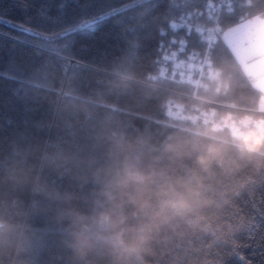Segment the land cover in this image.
Here are the masks:
<instances>
[{"label": "trees", "instance_id": "1", "mask_svg": "<svg viewBox=\"0 0 264 264\" xmlns=\"http://www.w3.org/2000/svg\"><path fill=\"white\" fill-rule=\"evenodd\" d=\"M264 0H0V264H264V91L224 38Z\"/></svg>", "mask_w": 264, "mask_h": 264}, {"label": "rangeland", "instance_id": "2", "mask_svg": "<svg viewBox=\"0 0 264 264\" xmlns=\"http://www.w3.org/2000/svg\"><path fill=\"white\" fill-rule=\"evenodd\" d=\"M224 35L231 41L236 53L242 57L244 51L246 53L264 45V16L257 15L241 21L229 27ZM257 64L259 72L264 73V60Z\"/></svg>", "mask_w": 264, "mask_h": 264}, {"label": "crops", "instance_id": "3", "mask_svg": "<svg viewBox=\"0 0 264 264\" xmlns=\"http://www.w3.org/2000/svg\"><path fill=\"white\" fill-rule=\"evenodd\" d=\"M224 38L227 41V43L230 45V47L232 48L234 54L236 55V57L242 64L245 71L250 76L253 83L264 91V73L259 72V68L257 64V63H260L262 60H264V45L258 48H254L252 50L246 51V53L244 51V54L241 57L236 53L235 48L233 47L231 41L225 35H224Z\"/></svg>", "mask_w": 264, "mask_h": 264}, {"label": "built area", "instance_id": "4", "mask_svg": "<svg viewBox=\"0 0 264 264\" xmlns=\"http://www.w3.org/2000/svg\"><path fill=\"white\" fill-rule=\"evenodd\" d=\"M259 109H260V110H264V101H262V102L260 103V105H259Z\"/></svg>", "mask_w": 264, "mask_h": 264}]
</instances>
